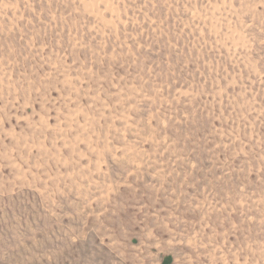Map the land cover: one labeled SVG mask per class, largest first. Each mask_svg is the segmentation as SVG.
I'll list each match as a JSON object with an SVG mask.
<instances>
[{
    "label": "rangeland",
    "instance_id": "rangeland-1",
    "mask_svg": "<svg viewBox=\"0 0 264 264\" xmlns=\"http://www.w3.org/2000/svg\"><path fill=\"white\" fill-rule=\"evenodd\" d=\"M0 264H264V0H0Z\"/></svg>",
    "mask_w": 264,
    "mask_h": 264
}]
</instances>
